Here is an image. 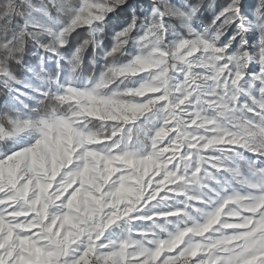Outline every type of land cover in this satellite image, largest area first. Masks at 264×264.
Listing matches in <instances>:
<instances>
[{
	"label": "snow or ice",
	"instance_id": "1",
	"mask_svg": "<svg viewBox=\"0 0 264 264\" xmlns=\"http://www.w3.org/2000/svg\"><path fill=\"white\" fill-rule=\"evenodd\" d=\"M0 264H264V0H0Z\"/></svg>",
	"mask_w": 264,
	"mask_h": 264
}]
</instances>
